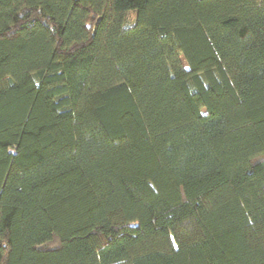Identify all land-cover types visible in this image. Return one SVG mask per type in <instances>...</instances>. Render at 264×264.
<instances>
[{"label": "trees", "instance_id": "obj_1", "mask_svg": "<svg viewBox=\"0 0 264 264\" xmlns=\"http://www.w3.org/2000/svg\"><path fill=\"white\" fill-rule=\"evenodd\" d=\"M0 264H264V0H0Z\"/></svg>", "mask_w": 264, "mask_h": 264}]
</instances>
